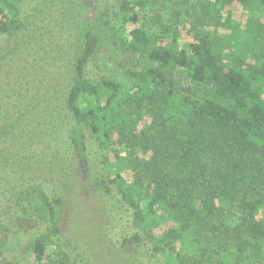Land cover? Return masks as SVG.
<instances>
[{"label":"trees","instance_id":"trees-1","mask_svg":"<svg viewBox=\"0 0 264 264\" xmlns=\"http://www.w3.org/2000/svg\"><path fill=\"white\" fill-rule=\"evenodd\" d=\"M17 1L0 0L1 34L23 27ZM236 3L247 13L245 35L217 29L184 44L138 26L145 0H123L124 28L132 27L121 34L73 4L81 46L63 105L71 145L83 159L95 139L103 158L99 190L117 186L167 264H264V0H213L220 28L236 26L227 11ZM103 47L142 70L125 82L90 80L87 65ZM61 106L46 108V127L62 119ZM6 127L15 148V121ZM13 150L0 154L8 177L27 170ZM38 192L21 189L17 199V206L33 203L48 231L35 237L29 264H60L51 259L49 237L60 231L63 200ZM6 230L0 224L1 260Z\"/></svg>","mask_w":264,"mask_h":264},{"label":"rangeland","instance_id":"rangeland-1","mask_svg":"<svg viewBox=\"0 0 264 264\" xmlns=\"http://www.w3.org/2000/svg\"><path fill=\"white\" fill-rule=\"evenodd\" d=\"M74 2L85 8L87 17L97 18L118 34L132 27L124 28L123 0H18L23 27L12 34L0 33V154L8 155L14 149L25 163L22 168H27L12 177L0 169L6 178L0 181V224L7 229V247L0 264H29L35 237L48 232L45 223L32 213L33 203L29 205L32 210L25 202L17 206L21 189L31 186L44 197L63 200L60 231L49 237L54 262L167 264L161 253L154 252L157 240L135 224L134 210L122 201L117 186L111 185L110 194L99 190L103 158L95 139H89L83 159L71 145L67 129L72 121L63 105L72 84L74 57L81 46ZM212 4L213 0H145L138 12V26L148 33L175 36L180 44L191 43L207 31L214 34L217 29L234 37L247 33V13L239 3L228 7L236 24L228 29L220 28L218 20L225 22ZM141 70L103 47L87 65L86 76L125 82L130 79L129 72ZM45 98L50 99L47 107ZM59 106L62 119L56 117L57 123L46 127V108ZM9 120L15 121L13 132L19 141L15 148L8 144L13 136L6 127ZM149 158L150 154L146 160ZM36 194L32 193L34 198Z\"/></svg>","mask_w":264,"mask_h":264}]
</instances>
